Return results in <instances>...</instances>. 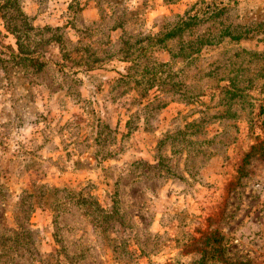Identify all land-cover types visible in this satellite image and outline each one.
<instances>
[{"label":"rangeland","instance_id":"obj_1","mask_svg":"<svg viewBox=\"0 0 264 264\" xmlns=\"http://www.w3.org/2000/svg\"><path fill=\"white\" fill-rule=\"evenodd\" d=\"M0 264H264V0H0Z\"/></svg>","mask_w":264,"mask_h":264},{"label":"trees","instance_id":"obj_2","mask_svg":"<svg viewBox=\"0 0 264 264\" xmlns=\"http://www.w3.org/2000/svg\"><path fill=\"white\" fill-rule=\"evenodd\" d=\"M194 8L191 10L193 11ZM191 11L187 12L186 15L184 17H182L181 21L178 23L177 27H176V31H182L188 27H190L192 25V23L200 20L199 16L200 14H204V12L202 11V6L197 8L195 11V13H192ZM175 31V32H176ZM174 34V33H172Z\"/></svg>","mask_w":264,"mask_h":264}]
</instances>
